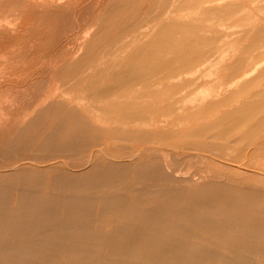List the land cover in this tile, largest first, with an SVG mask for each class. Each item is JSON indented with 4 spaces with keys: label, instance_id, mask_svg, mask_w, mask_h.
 <instances>
[{
    "label": "rangeland",
    "instance_id": "374dc122",
    "mask_svg": "<svg viewBox=\"0 0 264 264\" xmlns=\"http://www.w3.org/2000/svg\"><path fill=\"white\" fill-rule=\"evenodd\" d=\"M262 59L264 0H0V264H264Z\"/></svg>",
    "mask_w": 264,
    "mask_h": 264
},
{
    "label": "bare ground",
    "instance_id": "6f19581e",
    "mask_svg": "<svg viewBox=\"0 0 264 264\" xmlns=\"http://www.w3.org/2000/svg\"><path fill=\"white\" fill-rule=\"evenodd\" d=\"M5 23H6V22H5ZM7 24H8V23H7ZM14 24H15V23H14ZM9 25H10V23H9ZM11 25H12V24H11ZM13 26H14V25H13ZM2 27H3V26H2ZM4 27H5V26H4ZM76 57H77V56H76ZM263 64H264V59H262V60L259 61L258 63H255V65L252 67V69H251L249 72L247 71V72L245 73L244 77L246 78L247 76H249V74H251V73H255V72H256V71H257V70H258ZM175 78H176V77H175ZM177 79H178V78H177ZM192 100H193V99H192ZM188 101H189V100H188ZM188 101H187L186 103H188ZM191 102H194V100L191 101ZM194 103H195V102H194ZM52 208H53V207H52ZM66 213H67V212H66ZM68 214H69V213H68ZM57 222H58V221L55 222L56 226L59 225V224L57 225ZM53 223H54V222H53ZM49 224H50V223H49ZM43 226H44V225H43ZM43 226H42V227H43ZM47 226H48V225H47ZM42 227H40V228H42ZM45 227H46V226H45ZM36 228H39V227H36ZM49 229H51V228H49ZM49 229H48L47 231H49ZM51 231H54V230H50L49 232H51ZM41 233H43V232H41ZM53 233H54V232H53ZM46 235H47V234H46ZM49 235L52 236V234H48L47 236H49ZM44 237H45V236H44ZM35 238H36V237H35ZM35 238H34V239H35ZM37 238H38V237H37ZM47 238H48V237H47ZM49 239H50V238H49ZM55 239H56V238H55ZM40 240H41L42 243H43V239H40ZM47 240H48V239H47ZM47 240L45 239V242H44V243H48L49 241L46 242ZM51 240H52V239H50V241H51ZM34 241H35V240H34ZM41 241L38 240V242H40V243H41ZM52 241H53V240H52ZM55 242H56V241H55ZM33 243H34V242H33ZM49 243H50V242H49ZM49 243H48V244H49ZM47 247H48V245H47ZM50 247H51V246H50Z\"/></svg>",
    "mask_w": 264,
    "mask_h": 264
}]
</instances>
